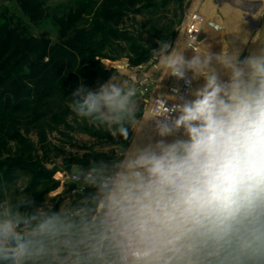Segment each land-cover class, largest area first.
<instances>
[{"label":"clouds","instance_id":"clouds-1","mask_svg":"<svg viewBox=\"0 0 264 264\" xmlns=\"http://www.w3.org/2000/svg\"><path fill=\"white\" fill-rule=\"evenodd\" d=\"M196 41L152 50L192 98L173 88L147 119L127 82L72 91L77 118L124 142L152 120L160 139L121 143L112 159L68 172L82 194L69 206L0 199V264H264V46L242 59Z\"/></svg>","mask_w":264,"mask_h":264},{"label":"rangeland","instance_id":"rangeland-1","mask_svg":"<svg viewBox=\"0 0 264 264\" xmlns=\"http://www.w3.org/2000/svg\"><path fill=\"white\" fill-rule=\"evenodd\" d=\"M21 1L0 0V32L16 20L30 34L45 32L53 41L61 29L70 36L81 31L85 33L83 51L93 59L55 93L20 112L0 117V199L30 197L45 208L69 206L81 198L78 188L66 179L76 167L87 169L93 160L112 159L121 143L130 148L133 143L143 145L149 139H160L152 120L146 121L140 133L130 129L129 141L124 142L104 127L77 118L70 109L71 93L81 83L91 90L110 78L134 85L138 110L147 119L150 100L172 81L155 67L152 50H159L160 41L175 48L194 35L198 51L209 48L218 53L228 44L241 50L242 59L264 46V0H143L119 26L98 18L105 0H24L32 6L35 20ZM114 8L115 3L106 9ZM236 21L242 23L239 33ZM258 32L260 40L254 44L252 38ZM184 55L191 58L193 49H185ZM187 98L192 97L189 94Z\"/></svg>","mask_w":264,"mask_h":264},{"label":"trees","instance_id":"trees-1","mask_svg":"<svg viewBox=\"0 0 264 264\" xmlns=\"http://www.w3.org/2000/svg\"><path fill=\"white\" fill-rule=\"evenodd\" d=\"M142 2L105 0V9L98 18L105 24L122 25L129 12ZM114 3L113 10L106 9ZM21 6L35 20L32 6L24 0ZM59 34L57 41L45 32L30 34L19 20L4 26L0 32V117L20 112L46 95L55 93L76 78L79 67L93 61L83 51L84 32L70 36L61 29Z\"/></svg>","mask_w":264,"mask_h":264},{"label":"built area","instance_id":"built-area-1","mask_svg":"<svg viewBox=\"0 0 264 264\" xmlns=\"http://www.w3.org/2000/svg\"><path fill=\"white\" fill-rule=\"evenodd\" d=\"M171 79H172L171 83H169V85H165L164 92L156 94L155 97L152 100H150V103L152 101H155L158 98H163L166 96L174 95L172 92V89L177 88V87L180 89V92L182 95H185L186 98L188 97L189 89L184 84V82L183 81H177L174 77H171ZM176 102H178V101L169 100V101H167V106L171 107ZM150 103H149V106H150Z\"/></svg>","mask_w":264,"mask_h":264},{"label":"crops","instance_id":"crops-1","mask_svg":"<svg viewBox=\"0 0 264 264\" xmlns=\"http://www.w3.org/2000/svg\"><path fill=\"white\" fill-rule=\"evenodd\" d=\"M236 23L238 24V26H241L242 25V23L240 22V21H236ZM196 25V24H195ZM195 32V31H194ZM194 32H192V33H194ZM211 38H213V40L215 41L216 39V37L214 36V35H211ZM213 43V42H212ZM190 75V74H189ZM203 84V80L201 79V80H199V81H197V82H194L193 83V85H202Z\"/></svg>","mask_w":264,"mask_h":264},{"label":"water","instance_id":"water-1","mask_svg":"<svg viewBox=\"0 0 264 264\" xmlns=\"http://www.w3.org/2000/svg\"><path fill=\"white\" fill-rule=\"evenodd\" d=\"M237 27H238V28H237ZM237 27H236V31H238V29H239V26H237Z\"/></svg>","mask_w":264,"mask_h":264}]
</instances>
